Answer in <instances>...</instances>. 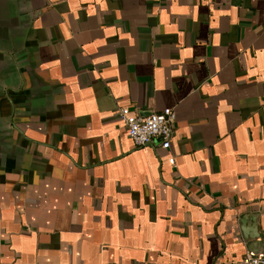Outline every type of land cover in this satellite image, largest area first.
Masks as SVG:
<instances>
[{
  "label": "crops",
  "instance_id": "crops-1",
  "mask_svg": "<svg viewBox=\"0 0 264 264\" xmlns=\"http://www.w3.org/2000/svg\"><path fill=\"white\" fill-rule=\"evenodd\" d=\"M121 107H171L170 148L135 146ZM246 255H264V0H0V264Z\"/></svg>",
  "mask_w": 264,
  "mask_h": 264
},
{
  "label": "built area",
  "instance_id": "built-area-1",
  "mask_svg": "<svg viewBox=\"0 0 264 264\" xmlns=\"http://www.w3.org/2000/svg\"><path fill=\"white\" fill-rule=\"evenodd\" d=\"M117 116L122 122L127 136L135 146H144L151 140L157 139L160 148L168 150L174 132L175 113L171 107L139 115L127 107L118 109ZM173 156L168 158L173 163ZM241 264H264V255H246Z\"/></svg>",
  "mask_w": 264,
  "mask_h": 264
}]
</instances>
